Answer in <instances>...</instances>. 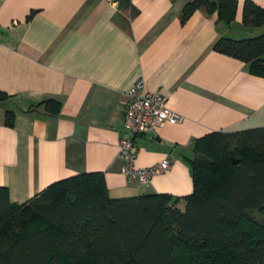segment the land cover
Wrapping results in <instances>:
<instances>
[{
    "label": "crops",
    "instance_id": "crops-1",
    "mask_svg": "<svg viewBox=\"0 0 264 264\" xmlns=\"http://www.w3.org/2000/svg\"><path fill=\"white\" fill-rule=\"evenodd\" d=\"M194 0H0V188L24 204L49 186L101 173L111 198L167 195L186 207L194 191L197 140L264 128V70L215 51L222 38H254L237 1L227 24L206 7L184 21ZM216 2L217 0H207ZM264 9V0H250ZM143 80L179 117L136 139L137 168L173 157L148 185L129 180L120 142L124 111ZM61 110L53 115L46 102ZM15 114L13 127L6 113Z\"/></svg>",
    "mask_w": 264,
    "mask_h": 264
},
{
    "label": "trees",
    "instance_id": "trees-1",
    "mask_svg": "<svg viewBox=\"0 0 264 264\" xmlns=\"http://www.w3.org/2000/svg\"><path fill=\"white\" fill-rule=\"evenodd\" d=\"M139 14L132 0H113ZM206 7L227 24L236 0H194L184 21ZM243 21L264 28V9L247 0ZM215 51L264 70V32L222 38ZM10 96L0 91V103ZM56 115L61 104L46 102ZM15 114L6 113L13 127ZM194 191L186 207L167 195L111 198L101 173L57 182L24 204L0 188V264H264V128L196 141ZM233 160H238L234 164Z\"/></svg>",
    "mask_w": 264,
    "mask_h": 264
},
{
    "label": "built area",
    "instance_id": "built-area-1",
    "mask_svg": "<svg viewBox=\"0 0 264 264\" xmlns=\"http://www.w3.org/2000/svg\"><path fill=\"white\" fill-rule=\"evenodd\" d=\"M129 96L130 100L124 111V129L127 137L120 142L121 156L125 161L122 173L129 180H137L142 185H148L153 177L169 171L175 159L168 157L150 168H137L136 139L165 123L177 124L179 117L169 108L167 98L147 90L143 80L135 84Z\"/></svg>",
    "mask_w": 264,
    "mask_h": 264
},
{
    "label": "rangeland",
    "instance_id": "rangeland-1",
    "mask_svg": "<svg viewBox=\"0 0 264 264\" xmlns=\"http://www.w3.org/2000/svg\"><path fill=\"white\" fill-rule=\"evenodd\" d=\"M254 218L257 219L259 222H264V216L260 213L254 214Z\"/></svg>",
    "mask_w": 264,
    "mask_h": 264
},
{
    "label": "water",
    "instance_id": "water-1",
    "mask_svg": "<svg viewBox=\"0 0 264 264\" xmlns=\"http://www.w3.org/2000/svg\"><path fill=\"white\" fill-rule=\"evenodd\" d=\"M234 161V164H237L238 163V160H233Z\"/></svg>",
    "mask_w": 264,
    "mask_h": 264
}]
</instances>
